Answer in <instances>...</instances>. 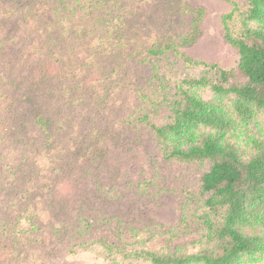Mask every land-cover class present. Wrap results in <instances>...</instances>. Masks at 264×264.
Returning <instances> with one entry per match:
<instances>
[{"label": "rangeland", "instance_id": "374dc122", "mask_svg": "<svg viewBox=\"0 0 264 264\" xmlns=\"http://www.w3.org/2000/svg\"><path fill=\"white\" fill-rule=\"evenodd\" d=\"M83 3L0 0V226H14L0 232V264H112L98 239L160 225L194 250L198 225H180V202L207 166L166 161L132 120L155 87L153 65L172 87L206 72L182 56L236 67L222 16L247 0Z\"/></svg>", "mask_w": 264, "mask_h": 264}, {"label": "trees", "instance_id": "16d2710c", "mask_svg": "<svg viewBox=\"0 0 264 264\" xmlns=\"http://www.w3.org/2000/svg\"><path fill=\"white\" fill-rule=\"evenodd\" d=\"M222 23L239 54L236 67L182 56L206 72L172 87L153 65L155 87L141 93L146 109L132 120L151 133L166 161L207 166L198 190H186L180 202V225L189 226L193 217L198 225L194 250L172 245L181 234L177 227L129 228L119 243L97 240L112 264H264V0H247L245 7L232 3ZM163 110L166 121L154 122L152 114ZM36 116L35 123L47 129L43 115ZM12 228L2 225L0 232L13 234ZM157 235L171 244L156 248Z\"/></svg>", "mask_w": 264, "mask_h": 264}]
</instances>
